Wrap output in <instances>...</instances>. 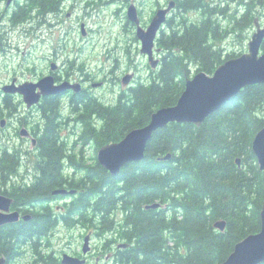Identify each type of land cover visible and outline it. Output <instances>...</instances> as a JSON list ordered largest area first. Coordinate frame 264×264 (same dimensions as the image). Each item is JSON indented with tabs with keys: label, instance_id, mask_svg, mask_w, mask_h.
<instances>
[{
	"label": "trees",
	"instance_id": "obj_1",
	"mask_svg": "<svg viewBox=\"0 0 264 264\" xmlns=\"http://www.w3.org/2000/svg\"><path fill=\"white\" fill-rule=\"evenodd\" d=\"M41 3H18L15 18L28 17L27 11L43 14ZM258 3L264 5V0H238L235 8L225 3L211 5L206 0H179L177 8L182 13L176 21L168 18L157 38L162 58L155 73L121 90L116 101L95 98L83 111H77L74 143L80 144L78 148L64 151L60 138H49L47 130V141H56L62 151L41 152L42 176L56 177L57 171L62 178L46 184L67 186L68 165L86 161L89 141L99 150L146 125L157 109L175 105L193 64L198 66L196 73L213 74L226 60L240 56L242 53L224 52L220 43L228 33L238 32L243 37L255 25ZM193 10L201 13L200 19L193 21L186 16L185 12ZM221 15L226 17V25ZM56 110L44 112L59 116ZM263 127L264 84L247 86L200 126L171 122L156 130L145 158L128 163L117 175L100 165L95 156V164L88 165L81 181L85 192L66 206L63 219L67 227L94 221V233L102 244L100 253L111 255L105 264H220L237 242L261 229L264 171L253 151V141ZM63 140L69 145L67 138ZM168 154L170 158L164 159ZM19 159L17 154L6 152L0 163L16 164ZM75 182L68 186L79 187ZM40 195L36 191L30 198ZM155 202L160 207L146 208ZM42 218L35 216L23 223L25 226L16 223L0 228L2 244L6 245L0 257L10 264H62L54 249L55 225ZM220 219L227 221L225 231L214 226ZM126 241L129 246H118ZM24 257L28 258L23 262Z\"/></svg>",
	"mask_w": 264,
	"mask_h": 264
},
{
	"label": "flooded vegetation",
	"instance_id": "obj_2",
	"mask_svg": "<svg viewBox=\"0 0 264 264\" xmlns=\"http://www.w3.org/2000/svg\"><path fill=\"white\" fill-rule=\"evenodd\" d=\"M41 1L43 8L45 7L41 16H43L45 21L48 22L49 19H52L50 23H55V25L60 28V31L62 32L61 36L64 38V40L63 38H61L62 42H58L57 40V43L54 46V51H52L53 55L45 57L47 63L46 69L43 71L42 75L34 78V82H37V79L39 80L45 76L52 75L56 85L69 83L73 85V87H70L59 93L43 95L38 104H35L29 108L27 107L25 101H23L24 99L22 95L17 93H5L3 91V87L6 84L11 83L12 80L17 77L15 74H13L10 79L8 78L4 82L0 83V158L6 152L17 154L18 157H20L16 163L17 166L16 164H13V162H11L12 164H10V162L0 163V195L3 194L11 198L12 203L10 212L18 211L20 215L17 221L3 224L0 226V228L9 227L16 223L25 226L23 223L32 220L35 216L43 217L42 219H44L46 223H50L51 225L54 224L55 228L57 229L67 227L63 219L65 213L67 212L66 206L69 203H72L75 199H78L80 192H85L86 189L82 187L81 181L85 179L86 170L88 169L89 164H79L76 166L72 164L68 165L72 172L66 176L67 182L65 185L67 186H55L52 188L46 183L61 179V173L56 171L57 176L49 177L51 179L48 177H43L42 166L44 162L39 160V155L42 151L52 150L61 152L62 149L64 151H68L74 149V147L78 148L80 146V144L75 145L74 142L72 145H64V137L62 136L64 131H61V128L64 124L67 126L71 125L68 132L70 135H73L75 133L76 127L79 125V120L77 121L75 118L76 112L79 110L83 111L86 108V105L88 103H92L95 98L98 100L102 99L100 95L96 94L95 90L99 86H101V89L104 88L108 82V77L106 75L99 77L98 79L100 81H96L97 74L89 66V63L91 61L94 62L95 60H91V56L94 54L93 51L95 46H90L89 43V37L92 29L88 25V20L100 15L102 5L106 3H109L110 5L116 4L120 0ZM169 1L171 0H167L166 4L162 5L158 9L167 7ZM178 1L179 0H175L176 5L171 10L169 15L173 16L177 13L176 11L178 7ZM220 1L221 0H206V3L210 2L211 4H216L218 6ZM120 2L124 3L125 1ZM7 3L8 0H0V53L4 54H8L11 51L9 47L12 45L9 42L12 37L11 31H9L10 27L5 26L4 21H8L9 19L11 21L15 19V13L17 12L16 10H12L13 13L11 16H9V14L11 9L16 8L17 3H20V5H25V2L22 0H13L9 5ZM131 3H134L138 8L141 25L147 27L149 23L147 25L143 24L145 23L143 22L144 18L140 13L141 9H143L141 7L142 3L140 6L137 5L134 0H131L128 6ZM3 5L4 8L1 9V6ZM128 6L126 7V18L124 25L129 26L130 30L133 31L135 24L127 20ZM20 9H22V7ZM78 10H80L81 13L77 12ZM27 14L29 15V20L38 15L29 11H27ZM76 15H78L80 31L78 37L73 36L74 32H72L71 24H67L65 29L66 21L73 19ZM83 25L86 27V30ZM23 30L26 31L25 28ZM46 41H51V39L47 38L45 39V42ZM140 46L142 47V45ZM17 50L21 51V48H17ZM160 55L161 52L156 54V56L159 57ZM146 58L148 59L147 56ZM138 72L139 71L137 69L136 71H130L129 73H126L133 74V77L131 78V81L128 85H124L123 83V77L126 75L125 73L122 77L117 76L116 79L117 81L120 80L122 85L126 86L127 88H131L137 84L136 80L138 79ZM17 78L18 84L26 81L22 78ZM97 83L101 84L98 85ZM16 100H21V103L16 102ZM57 106L58 108H63L64 111H67V113L59 116H47L45 114V108L54 110ZM47 130H50L49 138H60L58 142L62 145V149L58 146L56 141H47ZM71 182H75L76 186L79 183V187H69L68 183ZM57 188H65L67 190L74 189L76 191L75 193L55 194L54 191ZM36 191L41 193L40 197L38 196L30 198L31 194L35 193ZM26 215L30 216L29 219H25ZM93 224V220L87 223V225ZM84 225L85 222H77L73 227L70 228L76 229L79 226ZM1 232L2 230L0 229V250L6 246L2 244ZM89 233L93 235V226L87 230L86 234ZM9 237L10 236L7 237V240ZM12 242L6 243L11 244ZM122 243H125L127 246H129L127 241L118 243V246L121 247L120 244ZM91 251L86 256L83 254H78V256L81 258L86 257L87 263L91 264ZM57 254L60 256L59 253ZM28 257H24L23 262ZM2 258H4V264H10V261L8 263V260H6L5 257H0V262ZM98 258H100V256ZM11 263L14 264V262Z\"/></svg>",
	"mask_w": 264,
	"mask_h": 264
},
{
	"label": "water",
	"instance_id": "obj_3",
	"mask_svg": "<svg viewBox=\"0 0 264 264\" xmlns=\"http://www.w3.org/2000/svg\"><path fill=\"white\" fill-rule=\"evenodd\" d=\"M12 1L8 0L7 4L9 5ZM175 5V0H171L167 7L158 9L146 28L141 25L137 6L132 3L128 7V20L137 25V36L142 43L141 52L148 57L149 65L153 68H158L161 62L156 56V53L161 51V48L156 46L157 38ZM263 42L264 25L257 17L255 30L246 52L226 60L217 67L213 74L199 71L192 78H187L186 87L175 105L157 109L151 114V119L146 125L132 129L118 142L102 146L97 154L98 163L113 175H117L128 163L145 158L147 144L156 130L168 126L171 122H188L200 126L242 89L254 84H264ZM132 77V73L126 74L123 77L124 85H128ZM17 80L18 78L15 77L11 83L3 87V90L5 93L22 95L29 108L38 104L43 95L59 93L73 87L69 83L56 85L52 75L45 76L37 82L26 80L18 84ZM253 151L260 169L264 171V127L257 132L254 138ZM170 156L171 154H168L164 159H169ZM237 163L241 164L240 158H237ZM75 191L74 189L57 188L54 193L68 194L75 193ZM11 203V198L0 195V226L19 219L18 211L10 212ZM160 205L159 202H155L148 204L146 208H158ZM29 217L26 215L25 219ZM214 226L219 231H225L227 221L220 219L215 222ZM91 239V233L85 236L82 246L83 255L91 251ZM120 246L125 247L127 244L122 243ZM109 258L108 255L106 259ZM61 263L87 264V259L65 252L61 256ZM262 263H264V204L261 210V229L237 242L227 259L220 264ZM0 264H4V258L1 259ZM96 264H100L99 258Z\"/></svg>",
	"mask_w": 264,
	"mask_h": 264
},
{
	"label": "rangeland",
	"instance_id": "obj_4",
	"mask_svg": "<svg viewBox=\"0 0 264 264\" xmlns=\"http://www.w3.org/2000/svg\"><path fill=\"white\" fill-rule=\"evenodd\" d=\"M22 1L25 2L26 0ZM120 1L125 2L122 3ZM120 1L112 5H110L109 3L102 5L100 15L88 20V25L92 29L89 37V43L90 46H95L93 51L94 54L91 56V60H95L94 62L91 61L89 63V66L97 74L96 81H100L98 78L103 77L104 75L108 77L107 85L102 89L101 86H99L95 90L96 94L100 95V97L102 98L100 99V101L104 102L116 101L117 97L121 93V90H124V88L129 89L126 86L122 85L120 80H118L119 82L117 81V76L122 77L124 73L126 74L130 71H136L138 69V79L136 80L138 84L139 81L147 79L149 76H151V74L155 73V70L159 69V67H151L149 65L148 59L146 58V55L141 53L140 45L142 44L137 36L136 23H134L135 28L133 31L130 30L129 26L124 25L126 18V7L131 0ZM134 1L137 3V5H140L142 3V6H140L143 9H141L140 13L141 15H143V22H145L143 23L144 25H147L148 23L150 24L151 19L155 15V12L158 10V8L166 4L167 2V0ZM220 3H225L226 5L229 4L230 8H235L238 6V0H221L219 4ZM17 4L16 8L18 6ZM3 8L4 5L1 6V9ZM15 9H11L9 16H11ZM77 12L81 13L80 10H78ZM176 12L177 13L175 15H169L168 18H173V21H176V16L182 13V11H179V9L177 8ZM185 14L193 21L201 18V13L199 11L193 10L185 12ZM257 17L263 24L264 5H262V3L257 6ZM224 18L226 17L222 15L220 16V19L223 21V25H226V23L224 22ZM51 20L49 19V22L45 21V18H43V16L41 15H36L31 20H29L28 17L23 18L22 15H18L15 20L10 21L9 19L8 21H4V25L10 27L9 31H11L12 37L9 42L12 45L9 47L11 51L8 54L0 53V83L4 82L8 78L10 79L13 74H15L19 78H22L23 80L31 79L32 81H34L35 77H39L40 75H42L47 66L45 57L53 55L52 51H54V46L57 43V40L58 42H62L61 38H63L61 36L62 32L60 31V28L56 26L55 23L51 24ZM67 24L72 25V32H74L73 36L78 37V34H80L78 15H76L73 19L66 21L65 29ZM149 24L147 25V27L149 26ZM165 26L166 23L164 24V27ZM24 28L26 31L23 30ZM84 28L86 30L85 26ZM254 30L255 25L245 31L242 34L243 37H240L238 32L228 33V35L220 43V45L224 48V52L226 50L235 52L236 54L246 52L248 49L249 40L254 33ZM47 38L51 39V41L45 42V39ZM156 46L159 47L157 43ZM17 48H21V51H18ZM160 52V57H157L161 60L162 51ZM192 69V74L188 78H192L194 76V74L196 73V69H198V66L193 64ZM100 84L101 83H99L98 85ZM16 102L21 103V100H16ZM56 112L58 113V115H64L67 113V111H64L63 108H58V106ZM70 127L71 125L67 126L64 124L61 128V131H64L62 136L64 138H67L69 144L72 145L76 135L69 134L68 130ZM89 142L85 145L84 155L86 161H84L83 164L94 165L95 156L97 157L98 149L94 143H92L91 141ZM10 164L12 163L10 162ZM71 172L72 170H70L67 175H69ZM92 226L93 225H87L85 223L84 226H79L76 229H72L70 227H62L61 229L55 228L53 236L54 249L57 250V253L60 254V258L65 252L72 255L77 254L76 256H78V254H83L82 246L84 238L87 235V230ZM92 236L93 238L90 243L92 248L90 258L92 259L90 260V262L91 264H96L97 259L100 256V264H105V262L110 261L111 258L109 260H105L104 255L100 253V250L102 249L101 242L99 241L95 233H93Z\"/></svg>",
	"mask_w": 264,
	"mask_h": 264
},
{
	"label": "bare ground",
	"instance_id": "obj_5",
	"mask_svg": "<svg viewBox=\"0 0 264 264\" xmlns=\"http://www.w3.org/2000/svg\"><path fill=\"white\" fill-rule=\"evenodd\" d=\"M234 58V57H233Z\"/></svg>",
	"mask_w": 264,
	"mask_h": 264
}]
</instances>
